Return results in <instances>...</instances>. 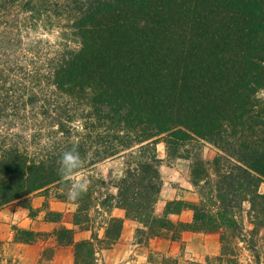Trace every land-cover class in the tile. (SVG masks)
Segmentation results:
<instances>
[{
    "label": "trees",
    "instance_id": "16d2710c",
    "mask_svg": "<svg viewBox=\"0 0 264 264\" xmlns=\"http://www.w3.org/2000/svg\"><path fill=\"white\" fill-rule=\"evenodd\" d=\"M39 32H56V42ZM263 90L264 0H0V209L67 187L59 173L67 150L83 161L73 175L124 158L110 198L125 218L155 236L156 229L218 233L217 262L237 264V240L258 263L251 235L264 229ZM46 123L55 131L42 143ZM199 141L223 154L225 165L219 157L212 163L217 179L210 182L197 159L191 177L199 202L168 201L155 217L156 146L189 159L180 149ZM73 203V222L82 225L90 189ZM245 205L247 235L237 219ZM185 210L190 223L168 220ZM122 225L110 217L104 240H117ZM33 235L18 230L14 240ZM56 236L73 246L74 264H95L97 235L74 242L62 229Z\"/></svg>",
    "mask_w": 264,
    "mask_h": 264
},
{
    "label": "rangeland",
    "instance_id": "374dc122",
    "mask_svg": "<svg viewBox=\"0 0 264 264\" xmlns=\"http://www.w3.org/2000/svg\"><path fill=\"white\" fill-rule=\"evenodd\" d=\"M51 43L56 42V32L35 34ZM259 98L264 102V90ZM51 125V126H50ZM44 137L41 142H47V132L55 131L52 124L46 123ZM30 133V132H28ZM35 146V145H33ZM157 157L160 159L158 171L161 179V190L154 205L153 215L163 217L165 204L177 196L185 198L184 202L197 204L200 200V188L192 184L191 168L198 159L205 163L209 174L208 180L216 178L213 160L223 158V154L206 142H194L180 149L179 155L189 156V159L169 157L165 146H156ZM221 163L225 165L224 159ZM125 168V159L106 160L94 167L72 176V180L87 181L91 191V206L86 212L88 221L75 225L73 214L76 206L73 200L67 198V187L55 184L45 190L33 193L17 202L0 209V264H74V248L59 241L57 231L65 229L72 232L74 242L88 241L92 234L99 241H93L95 264H221L216 261L221 246L218 233H194L188 241L182 240V233H172L167 230H157V236L141 224L125 218L124 212L116 208V202L110 198L116 196L117 185ZM264 193V184L259 188ZM181 200V199H179ZM190 213L192 219V212ZM133 222L132 239L104 240L106 224L110 217ZM173 224L180 222L172 221ZM85 219V217H83ZM237 219L243 226L245 234L252 230L248 222L247 206L237 213ZM123 226V225H122ZM23 230L33 233L31 242H16L15 233ZM122 230V229H121ZM24 237V236H22ZM255 244V253L259 257L257 263L245 244L234 241L233 262L237 264H264V229H259L251 235Z\"/></svg>",
    "mask_w": 264,
    "mask_h": 264
},
{
    "label": "clouds",
    "instance_id": "9594fccd",
    "mask_svg": "<svg viewBox=\"0 0 264 264\" xmlns=\"http://www.w3.org/2000/svg\"><path fill=\"white\" fill-rule=\"evenodd\" d=\"M59 173L61 176L68 178L71 182L67 186V198L77 200L87 188V181L72 180L73 174L81 167L83 161L78 152L74 149L63 152L60 157Z\"/></svg>",
    "mask_w": 264,
    "mask_h": 264
},
{
    "label": "crops",
    "instance_id": "0c3cea01",
    "mask_svg": "<svg viewBox=\"0 0 264 264\" xmlns=\"http://www.w3.org/2000/svg\"><path fill=\"white\" fill-rule=\"evenodd\" d=\"M175 199L184 200L185 198H181L180 196H177ZM162 215H164V210L162 212ZM168 217L172 221H175V222L178 221V222L183 223V224H188L192 220L190 217V213L187 211H182L181 213H179L177 215H168ZM136 227H137V225H134L133 222H129V221L125 220V218L123 217V226H122V230H121L120 239H122V238H125L126 240L132 239L134 228H136ZM181 236H182V240L188 241L192 236H195V234L189 233V232H183Z\"/></svg>",
    "mask_w": 264,
    "mask_h": 264
}]
</instances>
